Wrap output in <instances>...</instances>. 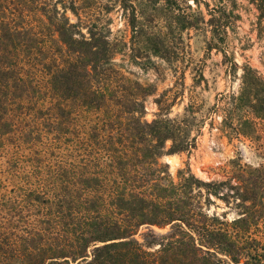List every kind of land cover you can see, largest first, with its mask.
I'll return each instance as SVG.
<instances>
[{
    "label": "trees",
    "instance_id": "16d2710c",
    "mask_svg": "<svg viewBox=\"0 0 264 264\" xmlns=\"http://www.w3.org/2000/svg\"><path fill=\"white\" fill-rule=\"evenodd\" d=\"M117 1L128 39L98 0H0V264H264V164L173 175L162 158L194 148L191 124L165 92L147 120L155 89L129 68L177 62L182 32L207 27V49L241 70L217 99L223 125L253 139L264 78L228 55L236 1ZM246 1L264 32V0Z\"/></svg>",
    "mask_w": 264,
    "mask_h": 264
},
{
    "label": "rangeland",
    "instance_id": "374dc122",
    "mask_svg": "<svg viewBox=\"0 0 264 264\" xmlns=\"http://www.w3.org/2000/svg\"><path fill=\"white\" fill-rule=\"evenodd\" d=\"M98 1L108 9L105 17L113 34L128 39V28L119 2ZM202 1L213 7L219 0ZM235 1L240 19L236 22L235 30L229 32L226 47L228 55H232L238 65L249 64L264 78V32L257 25L256 10L246 0ZM189 4L192 9L205 12L202 4L196 6L191 1ZM70 17L74 19L73 16ZM209 37L210 32L203 25L183 31L181 53L177 62L169 63L152 57L151 61H155V66L147 59L140 66L129 65L136 77L142 82H151L155 89V95L146 99L147 120L152 119L153 112L157 110L153 97L165 92L166 97H174L175 101L170 109V116H187L191 124L190 135L195 136L194 148L189 153L165 155L162 160L168 163L173 175L178 168L188 164L196 176L205 180L224 178L229 160L235 157L254 166L264 164L263 119L254 120L253 139L237 138L233 130L223 125V112L217 107V99L221 101L223 96L236 93L241 70L235 75L229 72V66L223 63L221 52L207 49ZM117 60L123 59L118 56ZM186 108L190 111L187 112ZM223 210L224 205L219 204L217 211ZM232 216L229 212L228 217Z\"/></svg>",
    "mask_w": 264,
    "mask_h": 264
}]
</instances>
